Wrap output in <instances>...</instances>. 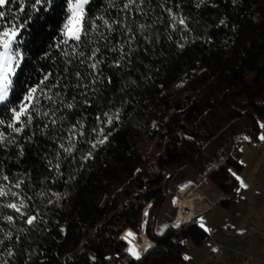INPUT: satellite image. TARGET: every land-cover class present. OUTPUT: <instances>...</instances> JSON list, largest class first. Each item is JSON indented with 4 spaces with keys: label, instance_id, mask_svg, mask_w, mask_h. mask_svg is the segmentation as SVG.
<instances>
[{
    "label": "trees",
    "instance_id": "1",
    "mask_svg": "<svg viewBox=\"0 0 264 264\" xmlns=\"http://www.w3.org/2000/svg\"><path fill=\"white\" fill-rule=\"evenodd\" d=\"M24 2L26 13L17 12L20 21H27L18 45L24 60L10 102L0 105V119L9 122V109L47 72L53 74L50 83L60 82L52 93L59 92L75 107L60 105L56 126L42 128L48 119L37 117L16 135V144L0 146V185L20 193L27 214H39L29 226L24 217L0 207V213L14 217L9 224L0 216L5 230L0 233V262L184 264L185 252L203 245L209 232L197 219L181 227L171 225L178 189L205 179L232 199L243 169L241 148L260 140L264 0H145L143 12L122 11L124 0H116V7H109L107 0H92L93 16L102 14L110 23H119L109 31L97 21L104 36L92 33L91 42L80 44L77 51L84 57H65L61 51H71L59 44L66 0H48L39 11L31 8V0ZM9 7L16 10L18 4ZM172 15L185 19V25L174 23ZM93 48L100 49L96 58L101 61L95 73L99 83L94 85L88 67L93 61H87ZM76 71L84 75L83 82ZM81 83L89 84L88 104L83 102L85 89L77 87ZM42 103L46 109L57 107ZM105 113L113 117L111 124ZM77 121L76 136L70 139L68 129ZM101 128L107 140L93 148L103 138ZM0 132L11 134L6 125ZM61 144L75 147L68 153ZM3 175L9 181H3ZM21 181V187L14 188ZM0 199L18 202L15 197ZM224 203L227 206L228 200ZM147 204L144 232L154 245L136 261L121 235L142 233L134 220ZM171 209L168 227L153 233L157 215ZM6 232L12 233L11 239Z\"/></svg>",
    "mask_w": 264,
    "mask_h": 264
},
{
    "label": "snow or ice",
    "instance_id": "2",
    "mask_svg": "<svg viewBox=\"0 0 264 264\" xmlns=\"http://www.w3.org/2000/svg\"><path fill=\"white\" fill-rule=\"evenodd\" d=\"M48 0H31V8L39 11L38 6H42L47 3ZM92 3V0H66V8H67V16L66 20L61 29V35L63 39L59 41V44H63L68 46L71 51L67 49H61L62 54L65 57L68 56H76V57H84V52L77 51L80 44L87 42H91L92 33H96L100 37L104 36V33L100 31L101 24H98L97 21L102 22V25L107 27L109 31H114L112 24L119 23L118 21L109 22L108 19L105 18L104 15H96L93 16L90 12L89 5ZM109 7H116V0H107ZM145 3V0H124L122 4V11L131 12L134 8L139 12H143L142 5ZM12 4H18V9L14 10L9 7ZM6 9V10H5ZM171 14V10H168ZM19 13H26V7L24 0H0V105H5L10 102L11 91L14 84V78L17 75L18 70L21 68L22 62L24 60L23 52L18 46L21 43L20 37L22 34V30L26 27L27 21H20L17 15ZM11 14V18L10 17ZM172 19L174 23H178L180 25H185V19L178 18L175 15H172ZM223 23V21H221ZM144 26L141 25V28ZM128 31H131L129 28ZM74 42L70 44L69 42ZM59 44L57 47H59ZM100 51L99 48H93L91 50V54L87 57V61H93L88 63V67L93 70L92 73L89 74L91 79V84H97L99 81L96 79L95 73L97 72L100 64V60H98L97 53ZM72 61L67 60L66 64L71 65ZM80 63L83 65L86 63L85 59H80ZM69 69L65 68V79H67V73ZM52 73L47 72L44 73L42 78L35 86H29L25 95L21 98L19 102L14 104L9 112L11 113L10 121L6 123L5 120L0 119V126H5L7 129L11 130V134H6L5 132H0V146H7L9 144H16V135L22 134L25 132V129L30 128L33 125V122L37 117L47 118L48 123L43 124L42 128H48L51 126H56L58 124V119L56 117L57 111H59V106L63 105L65 108L71 110L75 107L74 103L67 102L62 97H60V93H52V89L59 86V81L55 83H50L52 78ZM75 76L78 81L83 82L85 77L80 71L75 72ZM77 87H82L85 89L83 93L85 96L84 103L88 104L89 101L87 99V89L89 88L88 83L78 84ZM94 91V89H92ZM56 97H60L59 100ZM76 99L75 96L72 97L74 101ZM47 100L53 105H57L55 108H45L42 101ZM107 117V123L111 124L113 122V117L104 114ZM60 120L63 117L59 118ZM97 119H102L101 117H97ZM80 122L77 121V124L72 125L68 131L72 132V137L70 139H74L76 136V128ZM261 127L264 128V124H261ZM95 132L96 130L93 129ZM15 134V135H12ZM103 136L102 139L97 140L93 143V148L96 147L97 144H103L107 140V136L103 135V129L101 128L100 133ZM80 135H84L83 132ZM30 139V138H29ZM244 139H248V137H244ZM260 139L264 140V136H261ZM74 144L69 147H64L61 144V148L64 151L71 153ZM56 169L59 170L60 165H55ZM235 175V173H233ZM3 181H9V177L7 175L2 176ZM237 180H240L239 176H236ZM22 181L14 184V188L19 189L21 187ZM240 187H246L244 182L240 180ZM7 197H15L18 202L9 201L4 203L2 199H0V207H5L7 209L13 210L18 214V217H24L25 223L29 226H32L38 219L39 214L29 215L26 213L25 209L28 208V204L25 203L24 199L20 198V193L17 191H13L12 188L7 187L6 185H0V198ZM148 213L145 212V216ZM0 216L8 222L9 224H13L14 217L12 215H3L0 213ZM200 226L204 228L203 222H201ZM164 227H168L165 225ZM173 227H179V223L173 225ZM63 231V229H61ZM205 231H209V229L205 228ZM5 232L3 228H0V233ZM5 236L7 239L12 238L11 232H6ZM131 238V239H130ZM122 239L128 241L129 247L126 249L127 253L134 257L135 259H140V252L137 250L136 246L132 243V240L135 239V235L132 231H128L122 237ZM4 240L0 239V244H3ZM151 247V245H148ZM147 251V248H145ZM8 255L12 256L13 252L9 249ZM188 259V257H185ZM0 264H8L7 261H2Z\"/></svg>",
    "mask_w": 264,
    "mask_h": 264
},
{
    "label": "crops",
    "instance_id": "3",
    "mask_svg": "<svg viewBox=\"0 0 264 264\" xmlns=\"http://www.w3.org/2000/svg\"><path fill=\"white\" fill-rule=\"evenodd\" d=\"M264 136V120L260 121ZM243 169L237 174L246 187H240L232 199L216 203L222 192L206 196L210 208L196 218L209 229V238L201 246H190L184 264H263L264 263V151L257 144L242 146ZM249 258V263L245 259Z\"/></svg>",
    "mask_w": 264,
    "mask_h": 264
},
{
    "label": "bare ground",
    "instance_id": "4",
    "mask_svg": "<svg viewBox=\"0 0 264 264\" xmlns=\"http://www.w3.org/2000/svg\"><path fill=\"white\" fill-rule=\"evenodd\" d=\"M191 185L186 184L181 187L179 190V195L175 198L174 200V205L176 208L179 209L178 211V218L177 221H182L185 222L199 214V212L207 207L203 202H201L203 198V194H198L194 191L191 190ZM195 193V194H194ZM148 208L149 206L145 208L144 212L148 213ZM177 212V211H176ZM125 233H123L121 236L123 237ZM141 236V241L139 240H132V243L136 246L137 250L140 252V259L145 255L154 245L153 241L149 239L144 232L140 233ZM131 239V238H130ZM126 241V240H125ZM127 243V248L129 247L128 241ZM148 245H151V247H148ZM126 248V249H127ZM145 248H147V251H145ZM134 258V257H133Z\"/></svg>",
    "mask_w": 264,
    "mask_h": 264
},
{
    "label": "rangeland",
    "instance_id": "5",
    "mask_svg": "<svg viewBox=\"0 0 264 264\" xmlns=\"http://www.w3.org/2000/svg\"><path fill=\"white\" fill-rule=\"evenodd\" d=\"M182 187V186H181ZM181 187L178 189L177 191V194L175 195L174 198H176L178 195H179V190L181 189ZM191 190L195 189L196 193L200 191V193L202 194H206L207 196H209V194H211V192H216L217 190L214 189L205 179L202 180L201 182L197 183L195 186H191L190 187ZM194 191V190H193ZM194 191V192H195ZM218 192V191H217ZM195 194V193H194ZM174 198L172 200V205L174 206ZM148 205V204H147ZM149 208H148V215H149V209H150V204L148 205ZM147 207V206H146ZM145 207V208H146ZM144 208V209H145ZM144 209L142 210V212L140 213V215L134 220L136 221V227H137V230L139 232H144L145 230V226L147 224V221H148V215L145 216V212ZM174 210L171 209L169 210L167 213H163V212H160L159 215H157V219H156V223L154 225V228H153V233L155 232H159L166 224L167 222V217L171 216L173 214ZM133 221V222H134ZM145 233V232H144ZM146 234V233H145ZM135 235H136V239L141 241V236L140 234L136 233L135 232ZM147 236V234H146ZM148 237V236H147ZM149 238V237H148ZM150 239V238H149ZM152 241V240H151Z\"/></svg>",
    "mask_w": 264,
    "mask_h": 264
},
{
    "label": "built area",
    "instance_id": "6",
    "mask_svg": "<svg viewBox=\"0 0 264 264\" xmlns=\"http://www.w3.org/2000/svg\"><path fill=\"white\" fill-rule=\"evenodd\" d=\"M257 146H259L263 151H264V140H262V139H260L259 141H258V143H257ZM194 191H195V189H193ZM193 190H190V191H193ZM196 192V191H195ZM199 195L200 194H202V193H200V191L199 192H197ZM206 196H203V198H202V200H201V202H203L204 204H207L208 205V207L207 208H210L212 205H213V203H208L207 201H206ZM226 199L228 200V196L227 195H220L219 196V198L218 199H216V203H221V202H224V201H226ZM174 200H175V198H174ZM174 207H175V205H174ZM176 208V207H175ZM176 214H175V217H174V219H173V221H172V223H171V225H175V224H177V223H179V227H181L182 225H184V224H188V222L190 221V220H192V219H196L199 215H200V213H203V211H204V209H202L200 212H199V214H197V215H195V216H193V217H191L189 220H188V222L187 221H185V222H182V221H177V218H178V211H179V209L178 208H176ZM245 263H249V258H246L245 259ZM264 264V263H263Z\"/></svg>",
    "mask_w": 264,
    "mask_h": 264
},
{
    "label": "water",
    "instance_id": "7",
    "mask_svg": "<svg viewBox=\"0 0 264 264\" xmlns=\"http://www.w3.org/2000/svg\"><path fill=\"white\" fill-rule=\"evenodd\" d=\"M136 261H139V260H141V259H139V260H137V259H135Z\"/></svg>",
    "mask_w": 264,
    "mask_h": 264
}]
</instances>
